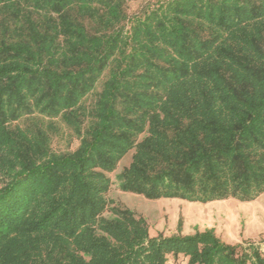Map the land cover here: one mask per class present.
<instances>
[{
    "label": "trees",
    "instance_id": "1",
    "mask_svg": "<svg viewBox=\"0 0 264 264\" xmlns=\"http://www.w3.org/2000/svg\"><path fill=\"white\" fill-rule=\"evenodd\" d=\"M35 117L77 149H52L53 123L19 126ZM131 152L125 193L264 194V0H0V264H264L211 230L152 238L131 210L104 218Z\"/></svg>",
    "mask_w": 264,
    "mask_h": 264
},
{
    "label": "rangeland",
    "instance_id": "2",
    "mask_svg": "<svg viewBox=\"0 0 264 264\" xmlns=\"http://www.w3.org/2000/svg\"><path fill=\"white\" fill-rule=\"evenodd\" d=\"M154 1V0H153ZM146 3L129 5V12L139 11ZM88 104H91V100ZM53 123L56 132L52 135V149L55 152H70L77 149L79 141L73 131L61 120L50 121L47 118H29L19 126L23 128L46 127ZM134 152L128 154L118 165L117 170L108 176L112 187L107 194L108 210L104 218H113V208L133 211L146 220L152 238L192 236L197 232L214 231L216 236L228 245L254 244L264 254V194L253 202L242 203L236 200L212 202L209 204L188 203L178 199L148 200L141 195L125 193L119 189L117 176L128 168ZM183 256L169 257L168 264H187Z\"/></svg>",
    "mask_w": 264,
    "mask_h": 264
}]
</instances>
